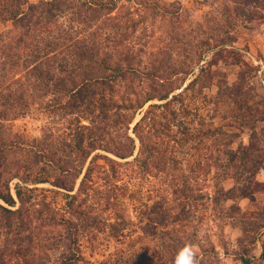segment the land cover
<instances>
[{
	"label": "rangeland",
	"instance_id": "374dc122",
	"mask_svg": "<svg viewBox=\"0 0 264 264\" xmlns=\"http://www.w3.org/2000/svg\"><path fill=\"white\" fill-rule=\"evenodd\" d=\"M251 140L264 0H0V264H264Z\"/></svg>",
	"mask_w": 264,
	"mask_h": 264
},
{
	"label": "trees",
	"instance_id": "16d2710c",
	"mask_svg": "<svg viewBox=\"0 0 264 264\" xmlns=\"http://www.w3.org/2000/svg\"><path fill=\"white\" fill-rule=\"evenodd\" d=\"M11 18H13V14H11ZM21 44H24V37H20L19 39ZM52 82V83H50ZM59 81H52V78L48 77L46 78L45 81V86L47 87H54ZM60 82L58 83V85ZM44 85V84H43ZM64 88H67V85H63ZM56 87V86H55ZM254 135V134H253ZM255 139L259 140L256 134L254 135ZM240 164H241V171L238 172V175H235V179H240L242 174L248 173L249 176L246 177L247 183L245 185H264V182L257 180L255 178L257 173L264 172V148L259 147L258 142L256 140H251L249 144L245 145L243 150H242V155L240 156ZM254 177V178H253ZM17 193L20 194L19 191ZM0 199H2L5 203L9 205H15V199L11 193L9 194H4L0 192ZM0 208L7 211L11 212L10 209H7L3 206L0 205ZM71 241L65 243V249L66 251L63 254V264H72L71 262L75 260V257H72L73 254L70 253L68 254L67 250H71L73 246L77 243V241L73 238H70ZM245 258V257H244ZM247 262V260H244Z\"/></svg>",
	"mask_w": 264,
	"mask_h": 264
},
{
	"label": "clouds",
	"instance_id": "9594fccd",
	"mask_svg": "<svg viewBox=\"0 0 264 264\" xmlns=\"http://www.w3.org/2000/svg\"><path fill=\"white\" fill-rule=\"evenodd\" d=\"M179 264H192V257L189 249L186 248L181 253Z\"/></svg>",
	"mask_w": 264,
	"mask_h": 264
}]
</instances>
